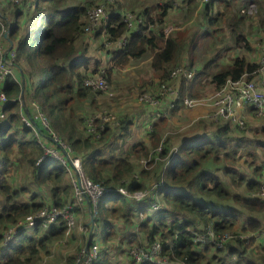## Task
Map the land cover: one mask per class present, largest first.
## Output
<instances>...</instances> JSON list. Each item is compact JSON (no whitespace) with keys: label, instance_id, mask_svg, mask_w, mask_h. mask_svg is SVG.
I'll use <instances>...</instances> for the list:
<instances>
[{"label":"trees","instance_id":"trees-1","mask_svg":"<svg viewBox=\"0 0 264 264\" xmlns=\"http://www.w3.org/2000/svg\"><path fill=\"white\" fill-rule=\"evenodd\" d=\"M217 1L218 6L223 4L220 9L217 6L214 15L208 8L213 7L215 0H153L139 3L135 8H125L124 3L122 7V0H14L11 3L12 17L6 14L2 21L6 26L11 25L15 64L23 84L10 76L4 83L0 82V90L12 99L5 105V118L0 128V264L35 262L48 252L51 244L64 238L66 222L61 215L47 227L37 222L29 232L27 228H20L7 244L5 233L10 227L43 209L60 210L68 205L75 216L77 209L86 203L84 198L80 203L74 198L70 161L64 158L63 163L43 148V145L56 148L55 144L60 142L70 147L71 156L81 158L83 170L93 183L109 189L95 204L89 202L90 211L95 213L90 244L95 241V233L103 231L96 241L100 249L98 259L92 264H111L110 258L119 248L128 258L127 264H137L129 256V250L137 241L138 233L128 239L120 234L122 227L125 233L128 229L139 228L138 236L142 242L160 246L157 256L139 264H158V258L165 259L162 264H174L176 260L190 264H264V197L259 193L264 184V160L252 164L255 159L251 157V142L232 138L245 126L242 128L224 120L213 121L204 115L187 128L177 120L181 125L174 127L172 134L162 137L168 119L178 110L187 108L181 97L199 98L208 85L217 90L228 77L236 79L244 75L247 80H253L256 76L253 73L256 62L243 56H234L216 66L214 71L210 69L221 58L220 52L197 64L192 49L199 33L193 31L191 25L184 24L165 37L163 27L170 14L183 12L187 18L196 10L197 4H201L199 13L204 14L210 26H233L229 34L234 33L230 37L234 47L251 50L252 45L241 35L245 33L243 25L247 15L241 13L240 7L245 0ZM249 1L246 0L245 5ZM97 8L104 14L99 22L106 27V40L125 39L120 45L105 47L110 53L101 49V27L85 30L90 11ZM127 14H132L131 26L124 21ZM27 21L32 23L24 27ZM224 38L217 40L212 35L211 41L224 45ZM95 40L97 47L92 46ZM93 48L100 50L101 58L102 53L106 58L111 54L113 66L106 70L97 68V62L90 54ZM144 59L151 74L148 78L139 76L132 80L131 89L142 91L140 97L150 93L156 84L154 89L158 90L161 85L173 87L175 82L180 98L173 103L170 115L158 117L147 131L152 145L150 150L142 142H135L123 155H103L111 128L108 126L101 138H97L87 131V122L101 113L97 110L104 105L111 109L113 99L107 100V93L122 79L118 70L138 66ZM182 64L195 66L192 80L170 76ZM101 71L105 89H93L84 84L85 79L97 76ZM163 98L160 94L156 99L160 102ZM32 102L38 104L37 111L45 116L48 130L40 116L30 118L29 104ZM118 120L114 128L120 127L121 135L125 137L130 133L131 119L123 114ZM41 132H48V135ZM52 134L57 136V142L48 138ZM259 142L264 153V142ZM141 157L149 159L148 166L157 164L153 174L148 170H137ZM246 158L251 161L246 163L248 172L239 166ZM67 170L71 171L70 175ZM138 174L142 178L155 177L157 183L154 187L147 186L148 182L140 180ZM25 181L29 184H24ZM119 187L125 188L130 195L119 193ZM145 189L144 197L135 200L132 195ZM156 194L161 203L154 209L152 204ZM139 214H143L140 220ZM208 227L218 234L232 232V237L221 240V246L195 242L194 234L206 233ZM249 247L260 252L263 258ZM211 249L212 255L208 252ZM74 262L75 256L66 264Z\"/></svg>","mask_w":264,"mask_h":264},{"label":"rangeland","instance_id":"rangeland-1","mask_svg":"<svg viewBox=\"0 0 264 264\" xmlns=\"http://www.w3.org/2000/svg\"><path fill=\"white\" fill-rule=\"evenodd\" d=\"M131 1H132V4L129 7L135 8V6L137 4H133L134 0H131ZM12 2H14V1H11V0H0V15H2V16H0V56H1V54L3 52H6V53L8 52L9 53L11 50H14L13 44H12L13 41L10 38L11 25L8 24V26H6L7 24L2 21V18H5L4 15H6V14H8L9 17H12V12H13V6L11 4ZM151 2H153V0ZM158 2H160V1H158ZM123 3L125 4L126 0L125 1L122 0V7H123ZM98 6L102 7L103 5H98ZM91 11H90V13H91ZM192 15L193 14H189V15H187V18H184L185 14L183 12H181V13L180 12H175L174 14H170V16L168 18V21H167L168 25L166 24V26L163 27V32H164V30L166 28L175 27V29H170V31L167 34V35H169L172 31H174L176 29L179 30L181 28L180 26H182L184 24H187V23L190 24L191 20L193 19ZM246 17H249V16H246ZM256 18L257 17H249L248 19H246V25L245 24L243 25V28H244V30L246 32L245 33H241V35L244 36L246 39H249V40L253 41L255 46L259 47L258 53L256 52V54H255L256 55L255 61L259 65L261 57H262V50H264V49H262L263 48L262 45L264 44V34L263 35H259V33L257 32V28L255 26V24L257 22ZM184 20H186L187 22L184 21ZM192 22H193V25H191V29L193 31H194V27L193 26H197V25L201 26V29H205V30L207 29L206 25L208 23L206 22V20H205V18L203 17L202 14L197 15L195 17V20L192 21ZM31 23H30V21H27L25 24H23V26L26 27V26H28ZM99 25L100 26H95V29L98 30V28L101 27V29H100V36H101V41H102L101 44H102V47L103 46L105 47L107 45H104V44H106L105 29L103 28L104 23L101 22ZM177 26L179 28H176ZM167 35H165V37ZM212 35L215 36L217 40L220 39V38H223V37H227L228 38L230 36L229 33L227 34L225 32V29L223 28V24H221L219 26H216V27L212 28L211 30H208L207 31V35L204 36L203 38L200 37V36H196V44H195V46L197 47V50L195 49V52H196L195 54L201 56V55L205 54L206 52H209L211 50L212 46H215L218 43V42H215L216 44L212 43V41H211V36ZM260 39H262V40L260 41ZM91 40H92V38H91ZM92 44H93L92 46H96L97 47L98 42H96V40H95L94 43H92ZM217 45H219V43ZM104 47L101 48L102 51L105 50L106 52L110 53ZM230 53H231V51H229V50H226L223 53V57H226V58H222L223 61L227 62V61H229L231 59V57L229 56ZM14 54H15V52H14ZM90 54H91V57H92L93 61L97 62V68L104 67L105 70H106V69H108V68L113 66L114 59L111 58V54H110L109 58H106V57L103 56V53H102V58H101L100 55H99L100 54V50L95 49V48L90 50ZM239 54H240V51H239ZM15 58H16V54L14 55V58L12 60L7 57V60H8L9 63H11V67H12V68L8 67V70H9L8 74H9L10 77H15L16 79H19L22 82V84H23V79L21 78V73L19 72V69L16 68L17 63L15 64ZM1 59H2V57H1ZM225 59H227V60H225ZM195 61L198 64L202 60L198 57V58L195 59ZM221 63L223 64L222 61H221ZM138 66L140 68H142L143 70L149 69L146 66L145 63H142V64H140ZM150 74L151 73L149 72V75ZM7 78H6V80H7ZM6 80L2 81L1 83H4ZM176 80H178V79H176ZM176 85L177 84L174 82L173 87H175ZM157 86H158L157 84L155 86H153V88H152L150 93H152L154 88H156ZM262 87L263 86L260 85L259 88L261 89ZM131 88H133V86L131 84L127 83V82H119L117 87L112 85L110 87L108 93H107V100L113 99V101L110 104L111 105L110 107H113V106H119V107L116 108L115 111L114 112L112 111V113H111L110 110L107 108V105H104L105 107H102L100 110H97V112L98 111H101V112L105 111L102 114H107L106 110H109L110 114H112L115 117L118 116V119H119L120 117H122L123 114H127V113L123 112L127 108L131 109L133 111H136L139 106L131 103V101L134 100V98H132V96H134V94L142 93V91L138 92V91H136L134 89V90H132L131 95L128 96V93L130 92ZM0 93L3 94V95H0L1 99L3 100V102L1 104H4L3 106L5 108V105L10 103L12 101V99H9L6 96V94L3 91H1V90H0ZM170 97H171V95L169 96V98ZM140 98H141V96L139 97V99ZM177 100L178 99H175V101H177ZM174 102L171 103L170 109L172 108ZM21 105H22V103H21ZM37 105L38 104L36 102H32L31 104H29L30 112L32 114L30 116V118L32 119V118H34L36 116H41L42 117V121L45 124V128L49 129L47 120H46L45 116L43 115V113L41 111L40 112L37 111ZM127 105L131 106V107H127ZM161 106H163V104ZM184 107L190 108L188 106H184ZM187 108L178 110L176 115L172 118V120L174 119L175 121H177V120L179 121L180 120L179 122L182 124V127L185 126V128H187L189 126H192L193 124H195L198 121L197 120L194 123L189 125V122L191 121V118L194 119L196 116L198 117V115H200V113H196L197 112L196 108H193V109L192 108L191 109H187ZM170 109L166 110L167 113H169V115H170ZM3 112H4V118H5L4 109H3ZM115 112H116L117 116L114 114ZM177 115H178V118H176ZM153 116H154V114H151V116H149L150 120L152 122L153 121H157V117H153ZM252 116H254L256 118H252V119H250L248 121L247 120L244 121V124L242 125V128L244 126L245 127L243 129H239V131L237 133L232 135V138L233 139H246V140H249L251 142V144L249 145L251 153H252L251 157H253L255 159V161L252 162V164H259L260 162H262L264 160V153L259 148V145L261 144L259 142V140H262L264 142V119H261V116H257V115H252ZM115 119L119 123V120L117 118H115ZM172 120H169V122H168V124L166 126V129L163 132L162 137H166L169 134H172L174 132V130H175L174 122ZM245 122H246V124H247V122H249V123L246 125ZM118 123L116 124V121L109 122L95 136L97 138H98V136H100V138H101V135L103 134L102 132L105 131V129L108 126H109V128H111L109 130L110 135L105 140L106 144L104 145L105 149L103 150V155L108 156L110 154H114L113 156H116V155H119L120 153H121V155H123V153L130 146V144L135 143V142H140L141 139L144 137V130H136L135 129V126L136 127L138 126L137 124H135L133 126V129L131 128V131H130V133L128 135L123 137L121 135L122 129L120 127L119 128H114L115 126L118 125ZM230 123L232 125H235L232 122H230ZM181 124L178 123L179 126ZM29 126H30V122H29ZM179 128H181V127H179ZM261 129H263V131H261ZM48 132H50V130ZM48 132L47 133L41 132V133L45 136V135H48ZM50 137H48L50 140H53V141L57 140V136L53 137V134ZM159 141L160 140H158V143H159V146H160L161 145V141L160 142ZM55 146H56V148H51L49 146L48 147L46 146L45 148L44 147L43 148L45 149V152H46V148H50L47 153L50 154L51 156L57 155V158H55V159L60 160L63 163L65 161L64 156L67 157V159L70 161V164L72 165L74 170H76V172L79 174V178L82 179L84 181V183L88 186V188L84 189V191H88V189L90 187H94V183L97 185V182L93 183V180H91L85 174V172L83 170V167H82L81 158L78 157V156L77 157L76 156H74V157L71 156L72 155V153H71L72 150H71V152H69V154H67V152L64 150V146L67 147L66 143L55 144ZM60 150H61V152H60ZM149 150H150V148H149ZM135 156L136 155L132 156L131 159L134 160ZM148 160L149 159L147 157L146 158L145 157H141L140 158V163L137 166V170H141V169L142 170H148V171L151 172V174H153L155 169H157V164L152 166V167L148 166L147 165ZM249 162H251L249 158H246L244 162H243V160H241L239 162L240 169H242L244 172H248V170L246 169L248 167V165L246 163H249ZM137 163H138V161H137ZM67 171H68L67 172L68 175H70L71 171H69V170H67ZM138 175H139V179L140 180H144L145 182H148L147 186H150V187L153 186L154 187L155 183H157V180H156L155 177L150 179V176L142 178L140 176V174H138ZM22 176H23V174H21L19 179H21ZM74 180H76V178H75L74 173H73V175L71 177V182L74 181ZM86 182H89V183H86ZM24 184L28 185L29 183L27 181H25ZM148 189H151V188H148ZM146 190L147 189H145L143 191V195H141L138 192H136V194H134L132 196H134L135 200H139L142 197H144V193H145ZM260 195H261V197H264V193L261 192ZM154 197L156 199H155V203L152 204V206L155 208V207H158L161 202L159 200L160 196L158 194H156ZM84 198L87 199L90 202L89 196L87 194L85 195ZM85 207H86V204L85 205L82 204L81 208L79 209L78 216H79L81 221L85 220L84 213H82V211L85 210ZM55 210L58 211V213H60L63 209H60V210L59 209H55ZM45 214H47V215L50 214L48 209L45 211ZM57 216H60V215H57ZM139 216H140L139 220L141 218H143L142 214H140ZM253 219H256V218H253ZM54 220L52 222H54ZM262 224H264V223L262 222ZM117 226H122V225L121 224H117ZM29 227H31V226H29ZM27 229H28L27 231L29 232L30 228H27ZM87 230H89V227H85L84 225H79V223H77V222L75 223L74 222L73 226L69 230V234L66 235V236L64 234V237H66V239H63V243L58 244L57 241H55L53 244L50 245V247L48 249V252L43 254L35 262L37 264H66L67 260L70 257H74L75 256V262H74V264H75L76 263L77 254H78L80 248L84 245V241L81 238L83 237L84 231L86 232ZM136 233H138V234L141 233V229H139V228L138 229H132V230L128 229V231L125 233V229L123 228V231L120 234H123L124 237H127L129 239L133 235L135 236ZM102 235H103V231L102 230L97 231L95 233V238H94L95 241H98L102 237ZM139 237H140V235H139ZM139 237H138V235H136L135 239H137V241L132 245L131 249L129 250V256H131V253H132L134 259H135V253L132 251V249L135 246H137V244L139 242V240H138ZM226 237H232V232L231 233H219L218 234V233L214 232V230L212 228H210V227H208L206 229V233L194 234V239L196 241H200L204 245L209 243V244H211L213 246H215V245L221 246L222 245L221 244V240L225 239ZM257 237H259V236L257 235ZM124 246H126V245H124ZM249 248H250V251H253L254 253L258 254L259 258H263V255L260 252L256 251L254 248H251V247H249ZM121 250H122L121 248H119L117 251L115 250V254L116 255L111 256V258H110L111 264H127V263H129L128 258L126 256H124L125 254L121 253L122 252ZM208 252H210L211 255L213 254V250L212 249L210 251H208ZM217 258H219V257H217ZM35 262H33L31 264H35ZM173 263L174 264H190V263L183 262L182 260H176Z\"/></svg>","mask_w":264,"mask_h":264},{"label":"built area","instance_id":"built-area-1","mask_svg":"<svg viewBox=\"0 0 264 264\" xmlns=\"http://www.w3.org/2000/svg\"><path fill=\"white\" fill-rule=\"evenodd\" d=\"M14 1V0H11ZM201 1H206V0H201ZM256 11V6L254 3H251L247 5L245 8H242L241 12L245 14H253ZM102 9L97 8L93 9L89 15L90 21L89 24L86 26V31L89 29L94 28L95 26H98L101 22H99L100 18L102 17ZM132 14H127V16L124 18V21L127 23L128 26L132 25ZM104 17V14H103ZM104 19V18H103ZM140 21V20H139ZM106 31V28H104ZM171 28H166L164 30V34L167 35L168 32L170 31ZM125 42V39L123 40H117V41H108L106 40L107 46H110L112 44H117L120 45ZM105 46V47H107ZM14 50H11L9 53L3 52L0 56V82L6 80V78L9 76L8 72V67H11V63L8 62L7 57L9 59L14 58ZM2 57V59H1ZM253 70V73L257 76L259 79V84L264 87V50H262V57L260 60V64L258 65ZM104 72L105 70L102 69ZM102 71L99 75L97 76H92L91 78H87L84 80L85 85L91 86L93 89H105V81L104 77L102 75ZM195 75V71L187 70L183 66L176 67L170 74L171 77L173 78H179L182 80V78L186 81L192 80V78ZM182 77V78H180ZM162 94L163 96L165 95H171L175 99H179V91L177 87H167L166 85H161L158 90L154 89L152 93H145L141 95L140 101L141 102H147L150 105H154L157 102V97ZM0 95H3L0 93ZM182 98V104L184 106L192 107L198 102V98H190L188 96H183ZM248 101L251 104V107L254 111V114L257 116L264 117V91H262L257 83L253 80H247L244 75L240 76L239 78L233 79L228 77L225 83L220 86L217 90H215L209 97L207 101V105L209 106V110L205 114L209 119L213 121H218V120H224V121H232L234 122L235 125L241 126L244 123L245 120V115H239L238 108L241 106L242 102ZM3 100L0 97V128L3 125V119H4V104H1ZM105 112V111H104ZM104 112L98 113L94 116H92L88 122H87V131L90 132L94 137L96 134H98L105 125H107L111 121H116L115 117L110 114L109 111L106 110L107 114H102ZM154 116L153 117H167L169 116V113L167 111H162V112H153ZM41 121L42 117L40 116ZM24 122L29 125V122L24 119ZM43 123V121H42ZM44 127L45 124L43 123ZM179 126L178 124H174V127ZM48 130V129H47ZM55 135H53L54 137ZM51 138V137H50ZM57 142V140H55ZM59 144V143H57ZM62 144V142H60ZM45 148L46 146L43 145ZM51 147V146H49ZM54 148V147H51ZM50 148H46V153L48 152ZM64 150L69 154L71 152L70 147L67 145L64 146ZM53 158H57V155L52 156ZM64 158H67L64 156ZM72 166V165H71ZM73 173L76 178V180L72 181L73 185V190H74V198L77 202H81L82 199L85 197L87 194L89 196V200L95 204L97 199L104 194L105 192H108L109 189L105 187H101L98 184L96 185L94 183V187H90L88 191H84V189H87L88 186L84 183L82 179L79 178V174L74 170L73 168ZM89 183V182H86ZM118 192L123 194V195H130L129 192L123 188L120 187L118 188ZM264 193V184L261 185V191L260 194ZM139 194L143 195V192L138 191ZM136 194V192L134 193ZM133 194V195H134ZM85 199V198H84ZM159 207V206H158ZM158 207H153L154 209ZM71 206H65L63 207V210L58 213V211L55 210V208H52L49 210L50 214L47 215L45 214V211L47 209H43L31 216H28L25 218L24 221H19L16 225L10 227L6 233H5V243H9L12 239V235L16 233L20 228H30L29 226L33 227L37 222L41 223L43 227H47L48 224H50L54 219H56L57 215H62L65 219L66 222V228H65V235L69 234V230L73 226L75 221V216L72 215V213L69 211ZM91 217L92 220L95 217V213L91 212ZM55 221V220H54ZM94 228H90L88 230L89 236L92 235ZM92 237V236H91ZM91 237L89 241L91 240ZM195 240V239H194ZM198 243H202L200 241H196ZM147 248H150L148 250H145ZM160 246L158 243H151L145 244L141 240H139L137 246H135L132 251L135 253V259L133 258V254L131 253L132 258L136 261L137 264L140 263L142 260H149L151 261L153 257L157 256V252L159 250ZM99 244L94 241L93 243L90 244L86 247L84 244L76 257V263L75 264H92L93 261L98 259L99 255ZM162 260L165 259H157L158 264H162ZM35 264H37L35 262Z\"/></svg>","mask_w":264,"mask_h":264},{"label":"crops","instance_id":"crops-1","mask_svg":"<svg viewBox=\"0 0 264 264\" xmlns=\"http://www.w3.org/2000/svg\"><path fill=\"white\" fill-rule=\"evenodd\" d=\"M151 1L152 0H145V1H143V0H134L133 4H137L135 7H138L139 6V3H140V5H142L144 2L149 3ZM245 2H246V0L244 1V4L241 5V7H240L241 9L242 8H245L247 5H249L251 3H254L255 4V6H256L255 13H253V14H246V15L249 16V17H257L256 18V21L257 22H256L255 26L257 28V32L259 33V35H263L264 34V0H250L247 3V5H245ZM218 3H219V1L215 0V2L213 3V7L214 8L212 6H209L208 11L211 14L214 15V12L217 10ZM131 4H132V1L131 0H130L129 3H125V8H128ZM222 4H223V2L221 3V5L218 6L219 9L222 7ZM200 6H201V4H197L196 10L192 13L193 14L192 15L193 19L191 20V23L190 24L187 23V25H193V22L192 21L195 20V17L197 15H200V13H199ZM202 15L204 17V14H202ZM249 17H246V19H248ZM246 19H245V22H244L245 25H246ZM193 27H194V30L199 33L198 36H200V37L203 38L204 36L207 35V31L208 30H211L212 28H214V25L213 26H210L209 24H207L206 25V27H207L206 30L205 29H201V26H198V25L197 26H193ZM176 28H179V27L177 26ZM223 28L225 29V32L227 34L230 32L231 29L232 30L234 29L233 26L227 25V24L226 25H223ZM229 35L230 36L228 38L225 37L223 39L224 45L219 44V45L212 46V48H211V50L209 52H206L205 54H203L201 56L195 54L196 53L195 52V49L197 50V47L195 46V44H196V37H195L194 44H193L194 47L192 49L193 54L195 56V59L199 57L203 61L205 59H208V58H211V57L215 56L217 53L220 52L221 58L219 60L215 61V63H213V65L211 67V70L212 71L215 70V67L216 66H219L221 64V61L222 62H225V61H223L222 58H226V57H223V53L226 50L231 51V53L229 54V56L231 58H233L234 56H239V57H242L243 56L248 61H251V62L254 61V62H256L255 61V58H256V55L255 54H256V52L258 53L259 47L255 46V44L253 43V41H251L249 39H247V40H248L249 44L252 45L251 50H246V48L243 47V46L234 47L235 44H234V42H232V40L230 38V37H233L234 36V33L229 34ZM261 40L262 39H260V41ZM262 46H263L262 49H264V44ZM220 50H222V51H220ZM239 51H240V54H239ZM145 60L146 59L141 60L139 62V65L142 64V63H145ZM225 60H227V59H225ZM256 64H257V62H256ZM182 66L185 69H187V70L195 71V69H194L195 66H193V67H185L183 64H182ZM132 69H134L136 71H132L131 72ZM118 71H120L122 73V79L120 80V82H127L129 84L132 83V80H137L139 78V76L141 78H143V79L144 78H148L149 72H150L149 69L143 70L139 66L138 67L137 66H133V67H129V68H120V70H118ZM115 73H117V72H115ZM252 79L260 87V84L258 83L259 82V79L257 78V76L252 77ZM134 89H131V91L134 90ZM261 89L264 91V88L263 87ZM214 90L215 89L211 85H208L207 88H206V91L198 98V102L194 106H192L190 108H187V109L196 108L197 109V112L196 113H200V115H198V117L196 116L194 119L191 118V121L189 122V125L192 124V123H194L198 118L204 116L207 113V111L209 110V106L207 105L208 97L214 92ZM139 94H134V96H132V98H134V100L131 101L132 104H135V105H138L139 106L137 108V110L136 111H133V110L127 108L123 112L124 113H127V115L131 119V124L129 126L130 131H131V128L133 129V126L135 124H137L138 126L137 127L135 126V129L136 130H144V137L141 139L140 142H142L143 144H145L146 146H148L149 148H151L152 145H151V141H150V139H149V137L147 135V131H149L152 128V125L155 124L156 121H153L152 122L150 120V117L149 116H151V114H153V112H157V111L162 112V111L169 110L170 107H171V103L175 101V98H173L172 96L169 98L170 95H167V96H164V98L160 102L157 101L154 105H150V104L148 105V104L143 103V102L140 101ZM162 104H163V106H161ZM118 107L119 106H113V107H111L110 110L114 112L115 109L118 108ZM127 107H131V106H128L127 105ZM114 114L117 116L116 112ZM244 114H245V120L244 121H246V120L248 121V120H250L252 118H256V117L252 116V113L250 112L249 109H247ZM177 116H176V118H177ZM115 118L118 119V116L115 117ZM172 118L173 117H170L168 119V122H169V120H172ZM261 119H264V117H261ZM172 121L174 122V124L177 123V121H175L174 119ZM248 123L249 122H247V124ZM85 204H86L85 210L82 211V213H84L85 220L81 221L80 218H79V216H78L79 209L81 208V207H79L77 209V212L74 213L75 214V221L77 223H79V225H84L85 227H89V229H90L92 227V225H93L89 221L90 220L89 218L91 216V211H90V207L87 205V203H85ZM136 229H138V228H136ZM122 231H123V228H122V230L120 232H122ZM90 237L91 236H89V233H88V230H87L86 232L84 231L83 237L81 239H83L84 244H86L87 242H90L89 241ZM63 239H66V237L58 240L57 243L58 244L63 243ZM138 240H141V237H139Z\"/></svg>","mask_w":264,"mask_h":264},{"label":"bare ground","instance_id":"bare-ground-1","mask_svg":"<svg viewBox=\"0 0 264 264\" xmlns=\"http://www.w3.org/2000/svg\"><path fill=\"white\" fill-rule=\"evenodd\" d=\"M247 109H249L250 110V112L252 113V115H255L254 114V111H253V109H252V107H251V104L248 102V101H244V102H242V104H241V106L238 108V114L239 115H245L244 113H245V111L247 110ZM230 122H232V121H230ZM233 124H234V122H232ZM244 124V123H243ZM239 127H242V125L241 126H239Z\"/></svg>","mask_w":264,"mask_h":264},{"label":"water","instance_id":"water-1","mask_svg":"<svg viewBox=\"0 0 264 264\" xmlns=\"http://www.w3.org/2000/svg\"><path fill=\"white\" fill-rule=\"evenodd\" d=\"M86 203H87V205L90 207V203H89V201L86 199ZM90 223H93V221H92V217L90 216ZM86 247L89 245V242H87L86 244Z\"/></svg>","mask_w":264,"mask_h":264},{"label":"clouds","instance_id":"clouds-1","mask_svg":"<svg viewBox=\"0 0 264 264\" xmlns=\"http://www.w3.org/2000/svg\"><path fill=\"white\" fill-rule=\"evenodd\" d=\"M93 224V223H92Z\"/></svg>","mask_w":264,"mask_h":264}]
</instances>
